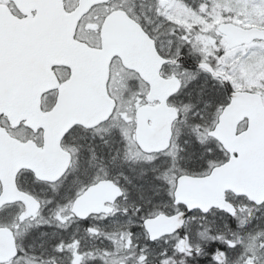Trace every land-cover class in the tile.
Listing matches in <instances>:
<instances>
[{
  "label": "snow or ice",
  "instance_id": "snow-or-ice-1",
  "mask_svg": "<svg viewBox=\"0 0 264 264\" xmlns=\"http://www.w3.org/2000/svg\"><path fill=\"white\" fill-rule=\"evenodd\" d=\"M135 7L0 0V264H264V0Z\"/></svg>",
  "mask_w": 264,
  "mask_h": 264
},
{
  "label": "flooded vegetation",
  "instance_id": "flooded-vegetation-1",
  "mask_svg": "<svg viewBox=\"0 0 264 264\" xmlns=\"http://www.w3.org/2000/svg\"><path fill=\"white\" fill-rule=\"evenodd\" d=\"M141 3H143V5H144V13L149 15V17L152 20V24H150V25L147 24L146 21H143V18H142V22L145 23L146 26L149 27V28H154L157 25H162L161 28H160V31L163 33L166 30V27H167L165 24H162L163 18L162 17L158 18V17L152 16L151 13L147 12V6L150 3H152V0H135L136 7L134 8V11H136L138 14H140V12H141V9H140ZM106 222L107 221H100V223H106ZM37 231H51V229L48 228L47 226H43L40 229H38Z\"/></svg>",
  "mask_w": 264,
  "mask_h": 264
},
{
  "label": "rangeland",
  "instance_id": "rangeland-1",
  "mask_svg": "<svg viewBox=\"0 0 264 264\" xmlns=\"http://www.w3.org/2000/svg\"><path fill=\"white\" fill-rule=\"evenodd\" d=\"M259 214V213H258Z\"/></svg>",
  "mask_w": 264,
  "mask_h": 264
}]
</instances>
